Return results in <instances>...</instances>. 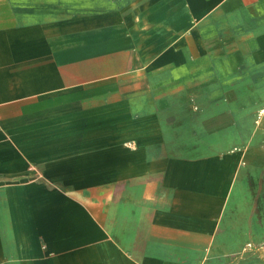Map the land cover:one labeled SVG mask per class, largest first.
I'll return each mask as SVG.
<instances>
[{"label":"crops","instance_id":"1","mask_svg":"<svg viewBox=\"0 0 264 264\" xmlns=\"http://www.w3.org/2000/svg\"><path fill=\"white\" fill-rule=\"evenodd\" d=\"M264 0H0V264H264Z\"/></svg>","mask_w":264,"mask_h":264},{"label":"built area","instance_id":"2","mask_svg":"<svg viewBox=\"0 0 264 264\" xmlns=\"http://www.w3.org/2000/svg\"><path fill=\"white\" fill-rule=\"evenodd\" d=\"M255 125L257 128L264 127V106L259 107L254 116Z\"/></svg>","mask_w":264,"mask_h":264}]
</instances>
